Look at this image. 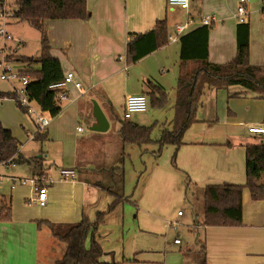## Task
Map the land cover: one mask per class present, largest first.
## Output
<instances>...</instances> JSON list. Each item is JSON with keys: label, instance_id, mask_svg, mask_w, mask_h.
Masks as SVG:
<instances>
[{"label": "crops", "instance_id": "crops-1", "mask_svg": "<svg viewBox=\"0 0 264 264\" xmlns=\"http://www.w3.org/2000/svg\"><path fill=\"white\" fill-rule=\"evenodd\" d=\"M257 1L248 0V8ZM238 3L239 0H191L188 9H180L172 8L167 0H87L90 18L49 21L52 52L60 58L66 73L75 72L82 88H77L73 82L68 83L69 99L60 102L62 106L65 101V109L62 107V111L52 118L43 139L36 137L39 132L34 139L43 142L50 140V136H59L73 140L75 133L69 132L67 119L63 120L66 113L70 120L81 117L90 129L96 123L93 100L101 105L110 127L112 111L124 110L128 95L144 93L151 101L154 99L156 105L165 106L169 98L165 91L168 85L166 75L172 72L168 67L175 52L174 56H179V66L175 96L169 107L173 111V127L179 79L185 66L183 63L187 64L186 69L193 70L198 62H182L181 37L176 41L180 47L175 51L169 36L176 33L178 23H189L187 33L202 26L206 17H213L208 41L209 61L227 63L237 53ZM250 15V62L264 65V18L254 10ZM159 20L166 22L167 41L141 59L130 61L127 54L130 35L153 29ZM129 81L136 86L134 90L129 89ZM225 94L229 103L231 101L228 110L224 106ZM3 98L8 97H0ZM234 99H242L246 103L242 107L232 104ZM259 100H264V97L236 85L228 88L206 87L197 110V120L184 133L188 132L189 137L184 139L183 135L182 144L175 146L176 164L182 175L168 170L177 188L182 184L187 189L192 186L199 204L196 207V203L190 201L195 219L190 220L185 211L183 215L174 214L172 220L162 224L160 219L144 215L139 228L130 236L128 247L124 242L117 247L110 244V249L116 248L111 252L107 251V245L103 246L105 261H111L112 256V261L121 264H264V199L253 200L250 191L245 189L241 226L203 224L204 186L246 182V145L260 142L249 132L248 126L264 125V101L261 103ZM222 115H225L223 119ZM77 130L83 132V127L78 126ZM105 132L93 131L90 135L74 139V151L70 150V155H63L61 169L72 168L78 171L79 178L50 180L53 190L51 193L48 191L45 206L33 201L36 195L34 189L25 195L15 191V197L12 192H0L12 198L13 210L11 220L0 221V264H52L56 259L51 246L55 244V238L48 228H39L37 221H75L84 213L95 220L99 211L108 208L114 199L108 183L114 179H103L101 170L88 167V161L82 155L84 141L94 137V134ZM19 155L25 160L32 158H26L20 149ZM33 157L44 160L43 154ZM15 163L33 165L31 162ZM10 176L13 189V177L16 176ZM124 195L122 202L106 215L101 228L95 233L101 244V241H107L115 227L121 229L124 239L126 217L123 204L128 198L125 192ZM187 198H183L185 202ZM157 213L155 217L164 216L161 209ZM173 221L177 222V227L172 225ZM171 227L176 229L175 238H181L180 244L174 242L175 238L172 239ZM149 236L153 239H149ZM46 243L48 249L44 247Z\"/></svg>", "mask_w": 264, "mask_h": 264}, {"label": "trees", "instance_id": "trees-1", "mask_svg": "<svg viewBox=\"0 0 264 264\" xmlns=\"http://www.w3.org/2000/svg\"><path fill=\"white\" fill-rule=\"evenodd\" d=\"M3 2H0L2 6ZM13 17L27 22L40 32V52L36 56L19 55L17 61L23 64L22 76H28L26 93L36 101L43 112L55 117L62 111L58 96L61 88L52 87L66 77L60 58L53 54L49 37V21L58 19H88L91 11L87 0H16ZM211 25L203 24L181 36L182 62L195 61L193 70L185 68L179 79L175 120L173 129H164L159 141L162 144H182L185 131L197 120L196 114L206 87L228 88L241 86L246 91L264 97V65L250 62V23L239 22L237 28V53L234 59L224 64L209 61L208 41ZM166 22L157 21L155 27L145 33L130 35L127 54L130 61H137L156 50L166 41ZM20 44V43H19ZM9 56L7 58L9 59ZM11 58V57H10ZM14 58V57H13ZM161 89V88H160ZM17 98L16 92H0V97ZM18 102V101H17ZM152 103L156 105L153 99ZM19 104V103H18ZM25 110V109H24ZM112 111V110H111ZM113 114L115 113L112 111ZM111 112V114H112ZM119 135L123 144L153 141V126H143L128 119H122ZM43 133V134H42ZM47 133L39 132L36 137L43 139ZM21 142L13 131L0 122V163L31 162L43 172V158L24 159L19 155ZM43 175V174H42ZM246 182L244 184L223 182L203 187L205 205L203 224L206 226H241L243 224V193L248 189L253 200L264 199V142L246 145ZM113 180L112 183H114ZM122 190H113L114 196L108 208L99 211L95 220L86 213L78 222H53L38 220V227H46L53 237L65 245L64 254L52 264H121L102 261L103 247L96 236L98 226L106 215L112 212L124 198V172L119 175ZM121 189V188H120ZM12 198L0 194V221L12 219ZM90 236L91 245L86 247Z\"/></svg>", "mask_w": 264, "mask_h": 264}, {"label": "rangeland", "instance_id": "rangeland-1", "mask_svg": "<svg viewBox=\"0 0 264 264\" xmlns=\"http://www.w3.org/2000/svg\"><path fill=\"white\" fill-rule=\"evenodd\" d=\"M15 1L16 0H3L2 6L0 5V30L4 29V34L0 32V63L2 64V66H0V92H9L13 91L14 88L19 89L22 87V81L19 77L10 80L1 78L3 69H9L12 73L19 75L23 69V64L17 61V56H36L39 54L41 48L40 32L27 22L17 21L16 18L13 17V13L16 10ZM261 8L262 0H258L252 7L248 8L249 15L253 10L255 13L258 12L261 14ZM6 35H9L11 38H6ZM19 42H21L20 45ZM179 47V43L172 42V48H175V51H178ZM174 54L176 53H173L170 67H168L172 72L170 75H166L168 85L165 91L169 98L165 106L155 105L149 98L147 111L134 112L131 118L128 119L139 125L153 126L151 132L153 141L142 142L140 144L122 143L120 135H118V129L121 126L120 120L124 119L123 108L115 111V113L111 115L112 123L108 132L94 134V137L84 141L82 155L88 161L86 165L101 170L103 179H114V183L111 181V183H108L112 185L113 190H122L119 184V175L123 174V172L125 174L123 191L128 198L123 204L124 216L126 217L124 239H122L123 233L121 229H117V227L113 228V231L110 232V235L106 238L107 241H101L102 247L107 245V251L114 252V250H116V248L110 249V244L117 247L124 242L126 247H128L130 236L139 228L140 220L144 215L151 219L158 218L162 224H165L166 222L168 223L169 220H172L174 214H178V211L182 210L183 212L186 211V216L190 218V220L195 219V215L193 211H191L192 206L190 201L196 203V207H198L199 204L198 200L193 195L194 191L192 186L187 189V187L182 184L180 188H177V184L171 179L168 172V170H171L182 175L176 164L177 148L173 144H162L159 141L164 129H173V127H171L173 111L170 110L169 107L175 96L176 77L178 75L179 66V56L178 54L174 56ZM8 55H10L9 59L7 58ZM168 72L169 70L167 73ZM129 82V89L134 90L136 86H133L131 81ZM237 87L241 86L237 85ZM223 97H225L224 106L226 110H228L231 101L229 103L226 94ZM259 101L261 102L264 100ZM245 103V100L242 99H234L232 101V104L241 107L245 105ZM31 104L36 110L35 113L25 111L15 98L0 99V122L4 126L10 128L14 135L22 142L20 150L26 158L43 154V164L46 167V169L44 166L42 167V169L45 170L41 173L43 175H39L40 169L34 165H16L15 163L16 166H14L13 162H8V164L0 163V174L2 175V177H0V192L7 194L12 192L14 197L15 191H18L20 195L30 194L31 190L34 188L31 180H40V178H43L45 181L43 183L38 181V183L41 185L47 184L48 191L51 193L53 187L50 186L49 181L61 179L60 170L64 164L63 155H70L71 153L68 152L70 150L74 151V142L76 138H82L83 136L93 133V131L88 128L86 121L81 117L77 120H70L69 114L66 113L63 116V120L67 119L66 124L69 126V132L75 133V140L62 139L59 136L52 137L50 135V140L48 139L43 142L36 140L34 136L39 131L38 116L42 115L46 117L50 123L52 122L53 116L47 112H43L36 101H31ZM62 107L64 110L66 107L65 101ZM221 117L223 119L225 115ZM164 123L166 125H164ZM78 126L83 127V132H78ZM188 137L189 135L187 132L184 134V139ZM76 172L79 178L78 171ZM10 175H14L18 179H24L25 182H17L18 185L16 184L17 186L15 185L12 189ZM186 197L188 198L185 202L183 198ZM159 209L163 211L164 216L158 215L155 217L154 215L158 214L157 211ZM82 217L81 215L79 219L69 222H78ZM178 223L180 225V222ZM101 226L102 223L98 228L100 229ZM171 228L172 229L169 230L170 235L172 239H174L176 237L175 233L177 232L175 231L176 229L173 227ZM186 231L189 232L188 230ZM182 235L180 234V236ZM149 239L153 238L149 236ZM54 240L55 244L51 245L53 246L52 251L54 255H56V258H58L64 254L65 245L56 239ZM85 244L86 247L91 245L90 236L87 238ZM44 247L48 249L47 243L44 244ZM100 259L105 261L107 258L101 256ZM109 260L112 261V256Z\"/></svg>", "mask_w": 264, "mask_h": 264}, {"label": "built area", "instance_id": "built-area-1", "mask_svg": "<svg viewBox=\"0 0 264 264\" xmlns=\"http://www.w3.org/2000/svg\"><path fill=\"white\" fill-rule=\"evenodd\" d=\"M3 0H0L2 2ZM168 4L172 8H180V9H188L190 6V1L191 0H167ZM261 15L264 18V0L262 3V9H261ZM236 18L238 22H247L249 21V10H248V0H239L238 7H237V14ZM213 23V17H206L204 19V24L206 25H211ZM189 23H178L175 26L176 33L173 35L169 36L170 41L176 42L180 39L181 35L186 33V29L188 28ZM1 33L4 34V29L0 30ZM6 38H11L9 35H6ZM21 43V42H19ZM0 66L2 64L0 63ZM21 78L22 81V87L21 88H14V91L16 92V100L18 101L19 105L25 109V111H28L29 113H35L36 110L31 104V100L29 99L27 93H26V85L29 82V77L28 76H21V74H14L12 73L9 69L4 68L3 69V74L1 75V78L3 79H15V78ZM69 82H73L74 85L77 88H82V84L80 81L76 80V75L75 72L69 71L66 74V77L63 81L58 82L56 84H53L52 87H57L61 88L62 91L60 92L58 96L59 102L65 99H69L68 95V90L67 86ZM148 108V97L144 93L140 94H132L128 95L125 99L124 103V112L123 116L125 119H130L132 114L134 112H143L147 111ZM50 121L42 116H38V125H39V131L38 132H44L47 127L49 126ZM81 129V128H79ZM248 130L251 134H254L258 139L262 142H264V125H249ZM3 164H8V163H3ZM13 165H15V162H13ZM61 173V179L62 180H76L77 175L76 171L72 168H63L60 170ZM14 180V185H16L17 182L24 183V179H18L16 177H13ZM33 185H34V191L36 192L35 197L33 198V201L37 202L40 206H45L47 203V195H48V185L47 184H39L38 181L44 182L45 180L43 178H40V180H31ZM39 184V185H38ZM178 215H183V211L179 210ZM172 225L177 227V222L173 221ZM175 243L180 244L181 243V238L177 237L174 240Z\"/></svg>", "mask_w": 264, "mask_h": 264}, {"label": "water", "instance_id": "water-1", "mask_svg": "<svg viewBox=\"0 0 264 264\" xmlns=\"http://www.w3.org/2000/svg\"><path fill=\"white\" fill-rule=\"evenodd\" d=\"M94 108L93 114L96 118V123L90 127L93 131L105 132L110 127V122L105 114L104 110L102 109L101 105L98 103L97 100H93Z\"/></svg>", "mask_w": 264, "mask_h": 264}]
</instances>
